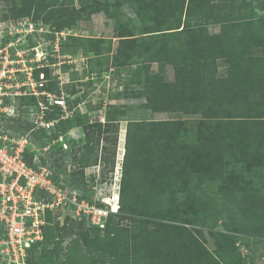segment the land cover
I'll list each match as a JSON object with an SVG mask.
<instances>
[{
  "label": "rangeland",
  "instance_id": "rangeland-1",
  "mask_svg": "<svg viewBox=\"0 0 264 264\" xmlns=\"http://www.w3.org/2000/svg\"><path fill=\"white\" fill-rule=\"evenodd\" d=\"M66 5L69 10L58 5L47 11L51 12L50 17L44 21L43 12L36 20L34 12L23 10L26 7L21 0L18 3L0 0V32L8 29L11 20L19 19L34 21L35 27L44 29L35 37L31 36L26 44L23 41V47L42 46L44 52H40V56L37 50L33 51V65L37 67L42 63L44 66L38 70L49 72L45 87L60 86L61 83L64 89L69 87L70 93L65 90L69 105L85 118L87 126L102 127V133L95 135L98 162L93 165H100V181L104 182L111 177L117 157L123 154L124 148L125 157L128 122L198 120L201 116L153 108L161 85L175 80V68L168 61H153L155 48L142 44L156 36H146L139 29L136 43L119 37L128 27L127 15L139 25L129 5L122 7L126 16L122 15L119 27L115 11L92 14L77 6L76 13H81L80 18L72 26L60 29L58 23H63V18L60 21L59 17L70 16L73 12L72 4L66 2ZM208 29L210 33H217L220 25L212 24ZM167 37L172 46L177 43L171 36ZM215 66L217 76L230 74V66L224 59L216 60ZM35 71L34 78L40 81L41 77H37ZM153 86H157L156 91L151 89ZM75 97L82 98V102L73 106ZM31 109L37 110V106L22 105L11 122L32 128ZM77 122L73 119L67 127L71 132L69 148L60 151L64 152V155L61 153L64 173L57 182L67 191L84 188L87 197L93 198L94 185L84 184L80 175L83 163L75 162L82 153L76 152L77 149L87 139V128L78 126ZM36 140L45 142L40 138ZM51 149H58V146L53 145ZM220 162L222 170L219 168L216 173L203 169L194 171L181 164L174 171L170 184H163L154 177L148 183L142 181L138 187L148 211L142 216L123 212L111 214L104 226L97 227L87 219H75L71 207L50 213L45 241H39L32 252L34 264H264V220L256 223L260 218L254 212V204L248 203L243 192H238L232 202H227L218 192L221 183H233L237 179L261 183L264 155L254 161L252 170L247 169L246 163L236 154L224 155L218 164ZM260 193L264 196L263 185ZM201 210L206 215L199 224ZM225 222L231 227L227 228ZM114 228V232L119 231L120 235L124 232V235L110 234ZM133 232L138 233L136 242L130 238ZM115 254L118 260L113 263Z\"/></svg>",
  "mask_w": 264,
  "mask_h": 264
},
{
  "label": "trees",
  "instance_id": "trees-1",
  "mask_svg": "<svg viewBox=\"0 0 264 264\" xmlns=\"http://www.w3.org/2000/svg\"><path fill=\"white\" fill-rule=\"evenodd\" d=\"M12 1L18 3V0ZM66 2L72 4L73 12L70 16L64 17L63 14L59 17L60 21L63 18V23H58L60 29L72 26L80 18L81 13H76L77 6L92 14L115 11L119 27L122 15L126 16L122 7L129 5L139 25L127 15L128 27L119 37L136 43V31L139 29L146 36H156L154 40L142 41V44L155 48L152 51L153 61H168L175 68V80L161 85L153 108L201 116L198 120L128 122L120 212L140 216L148 213L138 184L142 181L148 183L152 177L163 184H170L174 171L181 164L187 169L190 166L194 171L203 169L216 173L219 168L222 170L219 159L236 154L246 163V168L252 170L254 161L264 155V0H21L26 7L23 10L34 12L36 20L43 12L44 21L50 17L51 12L47 11L58 5L69 10ZM212 24L220 25V31L210 33L208 27ZM158 35H161L160 38ZM167 36L177 43L172 46ZM258 50H261L260 54ZM218 59L228 62L229 75L217 76L215 62ZM45 70L48 71V68ZM36 71L39 77L44 70ZM47 88L61 94L59 85ZM69 89L66 88L68 93ZM151 89L156 91L157 86ZM81 101L82 98L75 97L73 106ZM38 102L36 96L24 99V105L37 106ZM62 114L63 108L58 104L51 105L47 110L48 119ZM73 119L78 120V126L87 128L86 142L76 151L82 152L81 157L75 158V162L83 163L80 175L85 184L88 183L85 168L98 162L95 135L96 132L102 133V127L96 124L87 126V121L76 109L72 118L61 122V129L68 130ZM15 128L23 132L30 129L18 125ZM35 134L46 143L44 130H37ZM40 145L43 146V143L40 142ZM60 151L65 150L63 147L50 149L49 157H42V162L49 163L54 169V178L58 182L64 173ZM29 155L32 156V153ZM95 179L92 175L91 180ZM260 184L264 187V177L261 183L237 179L233 183H221L218 192L227 202H232L238 192H243L248 203L254 204V212L260 218L256 223L260 224L264 220V196L260 193ZM205 215V211H199L197 223L201 224ZM225 226L231 227L228 222ZM113 230L116 229L109 233ZM114 233L117 237L124 235V232L122 235L119 231ZM137 236L138 233L133 232L130 238L136 242ZM113 259L114 263L118 256L115 254Z\"/></svg>",
  "mask_w": 264,
  "mask_h": 264
},
{
  "label": "built area",
  "instance_id": "built-area-1",
  "mask_svg": "<svg viewBox=\"0 0 264 264\" xmlns=\"http://www.w3.org/2000/svg\"><path fill=\"white\" fill-rule=\"evenodd\" d=\"M43 30L35 27L34 21L19 19L11 20L8 29L0 32L1 264H34L33 249L45 239L49 214L58 209L71 207L75 219H87L97 227L104 226L111 214L121 210L125 148L117 157L109 180L100 181V165L85 168L87 182L94 185L93 198L87 197L84 188L64 189L55 180L54 169L42 162L43 156L49 157L53 145L64 150L69 148L71 132L62 130L61 122L72 118L76 110L69 107L63 83L59 86V95L44 88L47 81L44 71L40 73V81L34 78V71L44 65L34 67L33 51L37 50L40 56L44 50L40 45L23 47V41L26 44L31 36ZM30 96H36L39 102L37 110L31 109L33 127L23 132L15 128L11 119L19 114L24 99ZM55 104L63 108V114L48 119L47 110ZM40 129L46 132L43 146L36 140L35 132ZM92 175L96 177L94 181Z\"/></svg>",
  "mask_w": 264,
  "mask_h": 264
},
{
  "label": "crops",
  "instance_id": "crops-1",
  "mask_svg": "<svg viewBox=\"0 0 264 264\" xmlns=\"http://www.w3.org/2000/svg\"><path fill=\"white\" fill-rule=\"evenodd\" d=\"M57 47H58V45H57ZM59 49V48H58ZM82 102V101H81Z\"/></svg>",
  "mask_w": 264,
  "mask_h": 264
}]
</instances>
